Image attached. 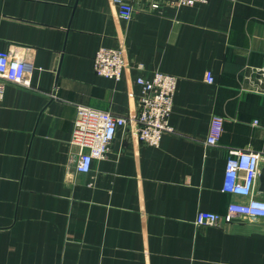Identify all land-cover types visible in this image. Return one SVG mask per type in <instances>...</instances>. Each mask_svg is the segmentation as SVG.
Listing matches in <instances>:
<instances>
[{
  "label": "crops",
  "instance_id": "crops-1",
  "mask_svg": "<svg viewBox=\"0 0 264 264\" xmlns=\"http://www.w3.org/2000/svg\"><path fill=\"white\" fill-rule=\"evenodd\" d=\"M129 1L126 21L115 0H0V53L32 72L0 98V264H264V218L195 223L249 200L223 191L230 151L264 155V0ZM120 41L122 79L98 75L96 53ZM156 72L177 79L174 132L152 147L119 128L79 172L78 107L135 116L137 79ZM213 118L223 133L209 146Z\"/></svg>",
  "mask_w": 264,
  "mask_h": 264
},
{
  "label": "built area",
  "instance_id": "built-area-1",
  "mask_svg": "<svg viewBox=\"0 0 264 264\" xmlns=\"http://www.w3.org/2000/svg\"><path fill=\"white\" fill-rule=\"evenodd\" d=\"M210 0H170L176 7L207 4ZM120 6V17L130 20L134 7L129 0H115ZM152 9H158L153 4ZM127 49L120 41L118 48H102L95 56V72L103 77L120 81L127 64ZM210 83L213 79L210 78ZM7 84L32 87V72L24 55L0 53V98L3 97ZM137 84L143 94L138 102L135 116H117L108 111L79 106L70 143L79 148V153L72 161L81 173H89L94 160L107 158L111 144L119 128L130 129L139 140L152 147H158L165 134L173 133L170 118L174 108L177 88L176 77L156 72L151 78L140 77ZM223 133L221 118H213L207 145H217ZM264 155L253 150H232L227 160L223 191L247 197L246 203L232 202L225 214L200 211L195 223L197 226H230L236 218H264V199H259L256 185L261 172Z\"/></svg>",
  "mask_w": 264,
  "mask_h": 264
}]
</instances>
